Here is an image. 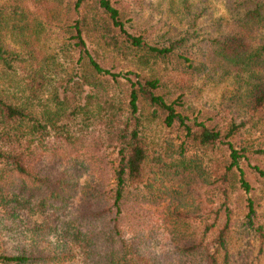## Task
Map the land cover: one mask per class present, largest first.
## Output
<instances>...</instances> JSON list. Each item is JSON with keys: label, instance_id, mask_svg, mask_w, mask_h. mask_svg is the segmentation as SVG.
I'll use <instances>...</instances> for the list:
<instances>
[{"label": "trees", "instance_id": "trees-1", "mask_svg": "<svg viewBox=\"0 0 264 264\" xmlns=\"http://www.w3.org/2000/svg\"><path fill=\"white\" fill-rule=\"evenodd\" d=\"M242 8L243 29L210 38L198 61L184 38L133 32L122 0H0V264H228L229 200L250 193L246 168L264 178V144L248 138L264 111V0ZM206 77L230 78L224 124L188 100ZM153 126L211 153L208 166ZM167 173L186 189L164 188ZM192 182L219 199L195 233L181 230Z\"/></svg>", "mask_w": 264, "mask_h": 264}, {"label": "rangeland", "instance_id": "rangeland-1", "mask_svg": "<svg viewBox=\"0 0 264 264\" xmlns=\"http://www.w3.org/2000/svg\"><path fill=\"white\" fill-rule=\"evenodd\" d=\"M123 7L129 14L131 30L143 33L151 42L168 43L174 38H184L187 54L198 61L207 60L210 57V38L225 35L227 33L243 29L241 16L243 15L242 0H122ZM257 40V38H255ZM55 37L49 34L43 41L44 51L51 52L55 47ZM230 78H224L217 82H210V78L199 79L195 84V91L188 100L202 116H209L210 111L217 112V119L222 124L237 108V103L230 102ZM228 103L231 107H228ZM257 127L254 134L248 138L257 139V144H264V111L257 118ZM152 132V131H151ZM170 133L168 129L153 126V134L172 136L178 150L183 146L185 153L190 157L201 159L204 166H208L209 158L213 155L202 149L195 148L189 143H183L182 138ZM173 134V133H172ZM261 146V145H260ZM264 146V145H263ZM88 156V154H85ZM113 154L105 153L102 161L92 163L91 170L98 175L109 174ZM264 170V155L258 161ZM102 164V165H100ZM163 172V171H156ZM246 175L251 183L250 193L239 191L233 194L229 200L231 208V236L229 241L228 264H264V240L260 238L248 223L247 198L254 202L253 218L255 226H261L264 233V178L249 173ZM88 173L83 175V182ZM162 185L169 189H186V183L181 175L167 173L162 177ZM210 184L192 182L183 201L189 208L190 216L181 230L195 233L200 229L203 220L209 215L205 210L219 204V199L213 192ZM77 199L74 200L76 203ZM75 205V204H74ZM211 218V215H210ZM168 228L160 234L158 250L169 246ZM197 258L185 259L183 264H197Z\"/></svg>", "mask_w": 264, "mask_h": 264}]
</instances>
